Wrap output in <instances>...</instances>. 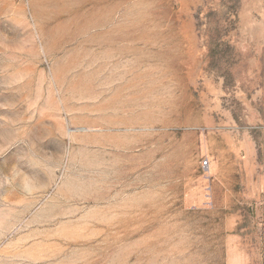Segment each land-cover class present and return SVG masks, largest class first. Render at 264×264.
Masks as SVG:
<instances>
[{
	"label": "rangeland",
	"instance_id": "rangeland-1",
	"mask_svg": "<svg viewBox=\"0 0 264 264\" xmlns=\"http://www.w3.org/2000/svg\"><path fill=\"white\" fill-rule=\"evenodd\" d=\"M0 264H264V0H0Z\"/></svg>",
	"mask_w": 264,
	"mask_h": 264
},
{
	"label": "built area",
	"instance_id": "built-area-1",
	"mask_svg": "<svg viewBox=\"0 0 264 264\" xmlns=\"http://www.w3.org/2000/svg\"><path fill=\"white\" fill-rule=\"evenodd\" d=\"M209 165V161L206 159L202 163V167H207Z\"/></svg>",
	"mask_w": 264,
	"mask_h": 264
}]
</instances>
